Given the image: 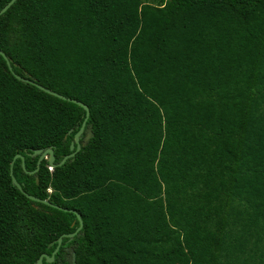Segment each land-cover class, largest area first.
<instances>
[{"label": "trees", "instance_id": "1", "mask_svg": "<svg viewBox=\"0 0 264 264\" xmlns=\"http://www.w3.org/2000/svg\"><path fill=\"white\" fill-rule=\"evenodd\" d=\"M0 50V264L79 226L16 154L82 219L43 264H264V0H15ZM12 72L88 106L63 164L85 110Z\"/></svg>", "mask_w": 264, "mask_h": 264}, {"label": "water", "instance_id": "2", "mask_svg": "<svg viewBox=\"0 0 264 264\" xmlns=\"http://www.w3.org/2000/svg\"><path fill=\"white\" fill-rule=\"evenodd\" d=\"M15 0H10L7 4H5L1 9H0V15L5 12L7 10V8L9 6H11V4L14 2ZM0 54L3 56V58L6 60V63L8 65V68L11 69V64H10V60L7 58V56L0 50ZM14 74V76L21 80V81H24V82H29V83H32L34 85H36L38 88L44 90L45 92L51 94V95H54L58 98H61V99H64V100H67V101H71V102H74L76 104H78L79 106H81L84 110H85V117H84V120L82 121V124L80 126V128L78 129V131L74 134V140L73 142L70 143V149H73L74 148V144H76V147H75V150L72 151L70 154H67L65 155L61 160L60 162L58 163H55L54 162V159H55V156H54V153H53V148L52 147H47L45 149H36L34 150V154H39L38 156V159H37V163H36V168L34 171H37L39 169V165L41 163V161L43 159H46L47 162H48V165L52 168V167H55L57 165H61L65 162V160L69 157H72L74 156V154L80 149L81 147V143H80V136L81 134L83 133L84 131V128H85V122L89 116V108L88 106L83 103L82 101H79V100H76V99H72V98H69V97H66L60 93H57L55 91H52L50 89H47L45 87H43L42 85L32 81V80H29V79H26L24 77H21L19 76L18 74H15L14 72H12ZM20 157L22 159V165H23V156L20 155V154H16L14 155L13 157V160L11 161L10 163V176H11V181H12V184L15 185L21 192H23L29 199L33 200V201H41L43 203H46V204H49L53 207H56V208H59V209H63L65 211L69 210V211H72L76 214V217L77 219L79 220V226L76 228V230L74 232H71V233H66V234H62L60 235L57 239H56V247L54 248V250L51 252L50 255H48L47 253H42L38 258L37 260L35 261L34 264H43V259H45L46 262L48 263H51L53 260H54V257H55V253L58 251V248L62 242V239L64 236L68 237V238H72L76 233L77 231L82 227V219H81V216L78 212H76L75 210H72V209H68V208H64V207H61V206H58V205H55L47 200H44V199H39L38 197L34 196V195H31V194H28L26 193L23 188H22V185L16 180V178L14 177L13 175V172H12V165H13V162L16 158ZM33 171H30V173H32ZM54 244V241L50 242L49 243V246H52Z\"/></svg>", "mask_w": 264, "mask_h": 264}]
</instances>
